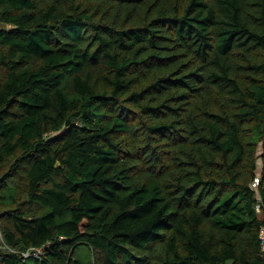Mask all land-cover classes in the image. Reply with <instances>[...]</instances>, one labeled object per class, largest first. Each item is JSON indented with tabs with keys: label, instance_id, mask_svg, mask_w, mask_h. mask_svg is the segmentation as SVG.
I'll use <instances>...</instances> for the list:
<instances>
[{
	"label": "trees",
	"instance_id": "obj_1",
	"mask_svg": "<svg viewBox=\"0 0 264 264\" xmlns=\"http://www.w3.org/2000/svg\"><path fill=\"white\" fill-rule=\"evenodd\" d=\"M261 227L264 0H0V264H264Z\"/></svg>",
	"mask_w": 264,
	"mask_h": 264
},
{
	"label": "built area",
	"instance_id": "obj_2",
	"mask_svg": "<svg viewBox=\"0 0 264 264\" xmlns=\"http://www.w3.org/2000/svg\"><path fill=\"white\" fill-rule=\"evenodd\" d=\"M258 183H259V179L256 177L251 185H252L253 188H255V187H257ZM256 211L257 212L260 211L259 204L256 205ZM0 239H2L1 231H0ZM258 241H259V247H260L262 256H264V227H261L259 229ZM22 256L24 258L32 257V258H35V259H40L41 250L39 249V250H36L35 252H26V253H23Z\"/></svg>",
	"mask_w": 264,
	"mask_h": 264
},
{
	"label": "rangeland",
	"instance_id": "obj_3",
	"mask_svg": "<svg viewBox=\"0 0 264 264\" xmlns=\"http://www.w3.org/2000/svg\"><path fill=\"white\" fill-rule=\"evenodd\" d=\"M1 240V239H0ZM73 258L79 260L82 264H87L90 261L91 255L86 245L80 244L76 246Z\"/></svg>",
	"mask_w": 264,
	"mask_h": 264
}]
</instances>
